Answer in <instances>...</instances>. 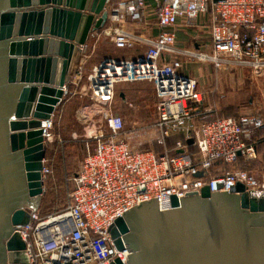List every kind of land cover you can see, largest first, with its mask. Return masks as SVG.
<instances>
[{"label":"built area","instance_id":"1","mask_svg":"<svg viewBox=\"0 0 264 264\" xmlns=\"http://www.w3.org/2000/svg\"><path fill=\"white\" fill-rule=\"evenodd\" d=\"M151 1L111 0L106 26L93 35L95 46L107 38L117 50L144 46L146 51L136 59L106 57L88 77L84 95L91 93L100 106L103 125L96 128L92 116L85 120L93 128L88 153L63 208L45 215L30 211L29 222L16 226L29 264H127L131 252L123 237L124 248L117 247L111 229L141 205L156 202L169 210L173 197L181 201L205 187L214 194L229 193L238 184L252 196L264 197V163L258 172L251 167L259 158L264 113L214 117L207 103L211 92L201 90L199 81L185 73L187 58L218 71L239 66L263 72L264 0ZM190 28L199 30L196 43L179 48L177 32ZM81 48L77 75L90 58L88 45ZM139 82L155 85L154 142L159 152L134 148L122 115L112 106L119 86ZM51 130H45L46 143ZM191 147L197 152L191 154ZM240 161L244 167L228 169ZM45 162L44 180L50 173Z\"/></svg>","mask_w":264,"mask_h":264},{"label":"water","instance_id":"2","mask_svg":"<svg viewBox=\"0 0 264 264\" xmlns=\"http://www.w3.org/2000/svg\"><path fill=\"white\" fill-rule=\"evenodd\" d=\"M110 1L0 0V264H29L15 229L40 210L45 130L79 72L81 47L106 26ZM111 233L129 248L127 264H264V197L243 184L220 194L205 187L173 197L169 210L141 205Z\"/></svg>","mask_w":264,"mask_h":264},{"label":"rangeland","instance_id":"3","mask_svg":"<svg viewBox=\"0 0 264 264\" xmlns=\"http://www.w3.org/2000/svg\"><path fill=\"white\" fill-rule=\"evenodd\" d=\"M105 51L111 55H117L113 45L101 39L96 53L89 58L91 61L88 68L97 63L101 58L100 54ZM118 52L122 54L125 51ZM89 59L86 60V63ZM185 62L187 65L195 64L197 67H206L208 74L205 87L207 91L211 92L207 102L209 107L215 111L212 113L214 117L264 113V71L254 73L239 66H231L229 70L218 71L208 63H192L189 58L185 59ZM87 87L88 82L83 79L77 89V95L68 97L66 105L60 107L54 117L53 127L50 131L52 138L46 143L45 164L50 173L45 178V193L40 197L39 212L43 215L63 208L67 201V195L73 188L72 179L88 153V133L93 128L92 126L89 128V125L85 124L80 112L84 110L88 116H92L96 128L103 125L100 122L102 119L100 106H97L96 102L91 99V93L88 94L89 97L84 95ZM122 94L124 98H122ZM157 105L158 99L153 83L145 82L140 85L118 87L112 106L121 113L125 123L124 132L134 148L160 151L154 142ZM92 124L90 123V125ZM91 143L90 146H93L94 142ZM189 152L194 154L197 152V148L191 147ZM244 164L243 161H240L237 166H231L228 169L242 168ZM261 166L260 161L251 164L252 169L256 172Z\"/></svg>","mask_w":264,"mask_h":264},{"label":"crops","instance_id":"4","mask_svg":"<svg viewBox=\"0 0 264 264\" xmlns=\"http://www.w3.org/2000/svg\"><path fill=\"white\" fill-rule=\"evenodd\" d=\"M147 3L149 5H151L152 1L151 0H147ZM153 18H150L149 21H152ZM136 27H142L143 26H136ZM127 29H133V27L128 26ZM144 29V28H143ZM198 28H190V29H180L177 32V46L179 48H191L195 43H196V36L198 34ZM155 34L157 33V30H154ZM103 40L108 41V43L110 45H113V43L107 39V38H103ZM100 42V41H99ZM98 42V43H99ZM96 43V39L92 36L88 42V50L86 55L90 56V58L92 57V55H94L96 53V49L98 46H95ZM95 47V52H93V48ZM114 47V45H113ZM115 48V47H114ZM116 49V48H115ZM116 53L117 55H111L109 52H103L101 53V58L97 63H94L93 65L90 66V68H88L89 62L91 61L89 59V61L83 65L82 70L80 71V73L75 76L74 78H72L70 84H69V88H68V94L66 96V100L65 102L62 104L61 107H64L67 103L68 97H72V96H76L78 93V87L82 84L83 79H86L88 82V77L90 76L91 72L93 71V69L98 66L106 57L108 58H113V59H136L139 57H142L145 54L146 48L144 46H137L134 49H129V50H117L116 49ZM118 51H125L122 54H120V52ZM206 67H197L195 64H186L185 67V73L193 78H196L199 81V88L201 90H206L205 87V83H206V76L208 74V72L206 71ZM209 70V69H208ZM210 73V72H209ZM145 82H139V83H135V84H143ZM85 88V87H84ZM83 90V89H82ZM208 103V102H207ZM209 105V104H208ZM210 106V105H209ZM114 108V107H113ZM202 111H204V108H201ZM114 111L116 113H120L117 109H114ZM121 114V113H120ZM218 117V116H217ZM258 137L262 138V142L260 143L259 147H258V152H259V158L258 160L253 161L252 163L258 162L260 161V163H264V129H262L259 133H258Z\"/></svg>","mask_w":264,"mask_h":264},{"label":"bare ground","instance_id":"5","mask_svg":"<svg viewBox=\"0 0 264 264\" xmlns=\"http://www.w3.org/2000/svg\"><path fill=\"white\" fill-rule=\"evenodd\" d=\"M114 85L116 86V84H114ZM80 115H81V118H82L84 121L86 120V118L89 117V116L85 113L84 110H82V111L80 112ZM84 118H85V119H84ZM52 127H53V121H52V122H48L46 129H47V130H51Z\"/></svg>","mask_w":264,"mask_h":264},{"label":"trees","instance_id":"6","mask_svg":"<svg viewBox=\"0 0 264 264\" xmlns=\"http://www.w3.org/2000/svg\"><path fill=\"white\" fill-rule=\"evenodd\" d=\"M219 117V116H218ZM228 117H234V116H228ZM264 129V128H263Z\"/></svg>","mask_w":264,"mask_h":264}]
</instances>
